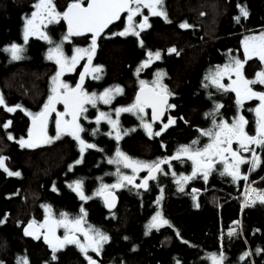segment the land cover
<instances>
[{"label":"trees","instance_id":"trees-1","mask_svg":"<svg viewBox=\"0 0 264 264\" xmlns=\"http://www.w3.org/2000/svg\"><path fill=\"white\" fill-rule=\"evenodd\" d=\"M70 2L72 0H54L60 12ZM36 3L37 0H0V95L4 105L16 109L9 112L0 105V156L6 158L4 163L9 171L20 172L19 176H10L0 168V219L7 218L0 224V261L21 264L23 258L28 264L88 262L77 244H66L58 249L55 252L57 259L53 260L52 247L45 244L41 235L36 239L24 234L25 223L35 221L41 225L42 209L45 210L43 206L47 205L50 206V212L46 209L50 213L49 219L61 220L62 213H66L69 220L84 216L82 227L88 231V236L96 235L95 231L89 230L91 226L110 238L102 243L99 253L88 249V256L96 258L97 264H177V261L179 264H212L209 254L221 251L226 257L224 264H264V203L241 204L249 182L264 190V148L252 146L261 159L255 170L249 171L248 163L240 165V174H247V180H235L224 172L225 162L213 157L207 180L203 179L202 172H198L185 182L181 177L191 176L196 165L183 154L179 159H170L181 145H190L193 140L199 141L196 148L211 142V137L203 136L200 130L213 128V117L206 114L212 113L217 104L222 105L215 115L217 123L221 120L232 123L233 118L243 115L248 121L245 131L249 135L256 134L257 117L250 109H255L259 100H244L242 106L238 105L235 92L218 89L212 83L211 74L216 72L217 66L222 68L228 64L231 58L245 60L244 35L264 30V0H164L162 10L167 13V20L153 16L147 7H142L141 14L134 16V25L141 23L143 16L149 17L150 27L136 29L139 36L114 35L126 28L127 13L102 33L97 38L95 52L91 53L90 64L102 66V70L85 77L82 87L99 96L108 87L118 85L123 91H130V98L126 100L123 92L109 104L99 99L95 106L87 103V111L79 118L85 121L81 134L92 141L96 149H88L84 161L72 170L59 166L64 158L70 161L75 156L74 150L64 149L67 143L58 145L62 150L56 155L48 153L44 157L38 155V147H21L19 143L21 138L27 140L29 137L30 119L43 110L56 66L54 60L47 58L48 50L54 44L38 36L29 37L20 60H12L11 54L3 51L12 43L23 44L24 18L31 15ZM238 6L246 7L249 13L246 18L241 16L239 21L235 19L241 15ZM157 10H161L159 5ZM184 22L191 27L181 28ZM67 30L63 19L59 23L45 21L41 25V31L55 43L62 40ZM91 40L90 36L73 35L63 42V52L69 56L77 48L88 49ZM173 47L177 52L169 53L168 49ZM156 51L161 52V59L153 58L152 63L137 75L136 69L149 58L148 53ZM262 69L264 62L253 56L242 71L247 79H254L255 73ZM157 71L164 73L160 82L174 93L169 105L175 107H168L159 123L150 120L146 109L139 114L152 123V136L142 127L139 115L120 113L118 127L122 138L116 140V129L104 118L97 123V117L103 112L116 120L115 109L133 103L140 80L153 86ZM93 76H99V79ZM77 80V75L66 79L70 86L76 85ZM129 83L132 87L128 89ZM221 83L230 85L227 75ZM4 85L10 88L8 95H5ZM251 87L254 91H264V85ZM38 89H45L39 100L35 97ZM118 97H122L121 103L117 101ZM17 105L20 107L16 108ZM169 118L175 123L161 131ZM8 121L11 124L5 129L3 125ZM123 129L135 131L123 135ZM93 130H96L95 134ZM157 131H161L159 136L155 135ZM110 132L112 135H108ZM9 135L13 138L9 139ZM117 148L133 160L150 163L167 159L169 162L161 163L162 172L155 175L156 179L149 180L146 189L136 187L144 176L141 172L133 184L120 179L127 171L125 167L119 173L115 172L113 179L124 186L117 190L118 205L108 210L101 194L96 193L100 186L110 182L113 163L108 161L116 158ZM232 148L237 150L238 143L234 141ZM241 154L250 157V153ZM228 163H231L230 158ZM76 181H82L81 190L90 199L81 200L74 188L69 187H75ZM32 208L37 210L31 211ZM157 212L170 222V226L149 230L147 226ZM237 221L239 224L235 223ZM231 229H235V234L229 236ZM59 230L63 235V228L59 227ZM257 249L261 251L257 252ZM245 252L251 255L240 260Z\"/></svg>","mask_w":264,"mask_h":264},{"label":"snow or ice","instance_id":"snow-or-ice-1","mask_svg":"<svg viewBox=\"0 0 264 264\" xmlns=\"http://www.w3.org/2000/svg\"><path fill=\"white\" fill-rule=\"evenodd\" d=\"M164 0H88L87 6H84V0H72L71 3L67 5L65 11L60 12L57 10L54 0H37V3L33 5L34 11L30 16H26L25 25L23 29V44L12 43L7 48L3 49V51L9 52L11 54L12 60H20L23 58L22 54L25 51L24 45L28 43L30 36H38L40 39L46 40L49 44H54V47L49 48L47 58L49 60H55V63L59 65L58 71L55 75L52 76V88L51 95L48 97V102H46L43 106V110L33 116V124H36V121H40L38 141L41 143H49L51 139H59L62 133H66L72 135L76 140L80 142L81 146V154L85 148H95L96 145L88 144L84 140L81 139L80 133L84 131L82 126L78 123V117L82 112L87 111L84 107L86 103H90L95 106L96 101L102 100L103 103L109 104L111 100L114 98L109 95L112 92V89H105L104 93H101L99 96L95 92L89 94L85 89L82 88L83 82L85 80V74L89 72V68L85 66L84 72L80 73L79 82L75 85V87H71L69 84L63 82L60 77L65 71H74L76 64L80 59H83V55L88 54V63L91 64L92 55L91 53L95 52L97 37L103 33L104 29L107 28L111 23L115 20L120 19L122 13H127L128 27L124 29V31L115 33L114 35L125 36L129 33L134 36H139L140 32L136 29L139 28L143 30L146 27H150L147 23L149 17L143 16V21L137 25L133 24V17L141 14L142 7H147L151 10V14L153 16H162L167 20V13L162 10L163 9ZM135 5V7H133ZM160 6L161 10H157V6ZM239 7L240 16L235 17L237 21L240 20L241 16L247 17L248 11L246 7ZM67 21V34L63 36L62 40L59 43H55L46 32L41 31V25L47 21L48 23H59L60 20ZM170 22V21H169ZM181 28L191 27L187 22H184L180 25ZM86 33H92L91 45L88 49H75L74 55L68 57L63 52V42L68 40L69 37L76 35H84ZM249 41L252 43L249 44ZM141 46H143V41H140ZM169 53L177 52L175 47L168 49ZM244 53L245 60L241 61L237 58H231L228 64H225L222 68L217 66V70L215 73L211 74L212 83L216 85L218 89H221L225 92L231 90L236 93L237 104L242 106L244 100L258 99L259 104L255 109H250V111H254L256 113V134L249 135L245 131V125L248 121L245 119L243 115L233 118L232 123H229L227 120H221L219 123L215 120V115L218 113V110L222 105L217 104L212 113H207V116H212V124L213 128L207 130H200L203 136L211 137V142L204 145L202 148H196L195 146L198 144V140H193L190 145H181L177 150V153L174 157L170 159H179L180 156L186 155L189 159H191L196 167L193 169L191 176H183L182 180L185 182L192 179L197 175L198 172L203 173V179H208L209 170L213 166V157H219L221 160L225 162L224 172L228 175L232 176L235 180L238 179H248L247 174H240V165L248 163L250 164L249 171L255 170L261 163L260 157L257 155L255 149L252 147L253 145L257 147L264 148V91H254L251 85L260 84L264 85V69L255 73L254 79H247L243 75V67L244 64L247 63L248 59H251L253 56L257 57L260 61L264 62V31H262L258 36H248L245 37L244 41ZM148 59L143 61L141 66L136 69V74L139 75V72L142 68L148 67L153 58L155 60L161 59V52H149ZM102 70V66H96L91 69V72L96 73ZM231 73H235L236 79L232 80L230 85H224L221 83L223 77L225 75L231 80ZM164 75L162 71H157L156 77L157 79L153 81V87L147 89L145 91L147 82L144 80H140V92L135 97V102L127 107H120L115 109L117 119H111L110 114L108 113H100V116L97 117V123H99L100 119L104 118L108 120V123L111 124L113 129H116V140H120L121 137V129L118 127L119 123V114L122 112H129L136 115L145 112L146 108L152 109L151 120L155 122L160 119L161 109L167 105L169 108H174L175 105H169L167 103L168 97L174 95L171 93L167 85H164L160 82V79ZM94 79H99V76H93ZM208 79V77H206ZM207 87V85H205ZM62 90V91H61ZM116 93H122L123 89L120 86H115ZM63 104L64 111L57 112L56 104ZM0 105H4V98L0 95ZM9 112H13L16 109L12 107H7L4 105ZM20 105H17L16 108H19ZM56 112L57 119L55 121L57 134L54 138L47 137L46 128L48 117L51 113ZM29 115H32L29 113ZM66 115H70V120H64L63 118ZM141 125L144 129L147 130V134L149 136L153 135L152 131V123L146 122L142 115H139ZM86 119V117H85ZM183 119V118H181ZM175 120L173 118H169L168 123L163 125L161 131L167 129L171 124H174ZM11 124V121H8L3 125L6 129ZM63 125V126H62ZM96 130H93V134H95ZM135 131V129H123V135H128L129 132ZM161 131L155 132L156 136L161 134ZM32 130H29V140L26 141L23 138L19 141L21 147H37L38 143L32 140ZM108 135H112V133H108ZM11 135H9V139H12ZM238 143L239 148L237 150H233L232 145L233 142ZM195 149V150H193ZM102 151V149H101ZM241 152L250 153V157H245L241 154ZM228 155H225V154ZM117 159H110L109 163L120 164L123 163L125 167L131 168L133 173H137L141 169H148V175L145 176L142 180V183L137 184V188H147L149 179H156L155 173L162 172L160 167L161 163H168L166 160H159L153 162H142L133 160L131 157L127 156L125 153L121 152L119 148L116 151ZM229 158L231 159V163H228ZM5 157L0 156V168H3L8 175L10 176H19L20 172L9 171L5 167ZM77 164L81 163V160L76 161ZM71 167V166H70ZM119 173V168L117 169ZM166 174V173H165ZM222 175L224 173H221ZM175 175V173H173ZM121 181H127L128 184L134 183V175L127 176L122 175L120 177ZM82 181L75 182L74 190L78 192L81 200H87L91 197L85 196L83 191L81 190ZM122 183H117L112 185L111 187H123ZM69 187H73L69 185ZM108 185H102V189L108 188ZM102 189L97 191V195L102 194ZM183 191V185L180 188ZM251 192H256L257 196L252 199L245 200V206H250L251 204H255L257 200L261 203H264V192H261L255 188L250 189ZM159 203V201H157ZM114 206L113 203H109V207ZM50 212V206H43ZM198 207V205H197ZM81 212L86 215L84 209L81 208ZM61 216L63 219L53 221L51 225H48V217H45V223L41 225V227H48V231L51 233L52 239L49 238L48 235L44 236V240L52 247L53 257L55 260L57 257L55 256V252L58 249H62L66 244H77L80 247L81 252L87 258L89 264H97V261L94 260L91 256H88V249L91 248L92 251L99 253L101 251L102 243L107 242L110 238L100 232L99 229H90L95 231V237L88 236V231L83 229L82 223L84 216L77 217L74 220L69 221L67 219V214L62 213ZM6 217L0 219V224L6 222ZM152 223H150L147 227L149 230L156 228L159 229L165 225L170 226V222L167 219L162 217L160 212H157L155 216L152 217ZM239 224V222H235ZM32 227L30 223L28 228H25V235L35 236L36 239H40L39 236H36L34 232L29 231L28 229ZM57 227L65 228V235L63 238L57 237L55 235V230ZM83 231L85 237L88 239V244H81L79 239L75 236V232ZM229 236L235 234V229H231L229 231ZM177 236H179V232H177ZM55 241V242H54ZM185 243H187L185 241ZM257 252H260L261 249H257ZM251 255L250 252H245L239 259L244 260L246 257ZM209 258L212 261V264H224V260L226 257L224 256L223 251L219 253H210ZM0 264H3L0 261ZM21 264H28L26 259L22 258ZM179 264V261H177Z\"/></svg>","mask_w":264,"mask_h":264},{"label":"rangeland","instance_id":"rangeland-1","mask_svg":"<svg viewBox=\"0 0 264 264\" xmlns=\"http://www.w3.org/2000/svg\"><path fill=\"white\" fill-rule=\"evenodd\" d=\"M133 7H135V6H133ZM35 10V9H34ZM133 20H134V17H133ZM125 23H126V27H128V20H127V14L125 15ZM262 31H264V30H261V31H258V32H252V33H248V34H245L244 35V37H243V46H244V41H245V37H248V36H258ZM78 41H80V40H78ZM84 41H85V39H84ZM80 42H83V40L82 41H80ZM252 42L251 41H249V44H251ZM90 45H91V43H89ZM74 54H76L75 53V51L71 54V55H69L68 57H71L72 55H74ZM81 55H83V59H80L79 61H78V63L76 64V66H75V69H74V71H65L63 74H62V76L60 77V79L63 81V82H65V83H67L68 84V82L66 81V79L68 78V77H71V75H77L78 76V80H77V83L79 82V77H80V73H82V72H84V68H85V66H87L88 68H89V72L88 73H86L85 74V77H87V76H91L92 74H94L93 72H91V69L92 68H94L95 66H92V65H90L89 63H88V54H81ZM55 61V60H54ZM56 64V63H55ZM58 69H59V65H57L56 64V66H55V71H54V74L53 75H55V73L58 71ZM52 75V76H53ZM244 75V74H243ZM52 78V77H51ZM236 79V75H235V73H232V76H231V80H230V84L232 83V80H235ZM76 83V84H77ZM5 87H6V89H5V95L7 94L8 95V93H9V90H10V88L7 86V85H4ZM52 80H51V83H50V87H49V89H48V94H47V97L45 98V102H44V104L46 103V102H48V97H49V95H51L52 93H51V88H52ZM115 86H117V85H114V87H108L107 89H112L113 91L112 92H110L109 93V95H111V96H113L114 98L112 99V100H116V98H115V96L116 95H121L123 92L125 93V95H126V100H128L129 98H130V91L129 90H124L122 93H116L115 92ZM127 86H128V89L130 88V86H131V83H129V84H127ZM71 87H75V85L74 86H71ZM121 87V86H120ZM132 87V86H131ZM83 88V87H82ZM122 88V87H121ZM83 89H85V88H83ZM86 90V89H85ZM254 90V89H253ZM38 91V93H37V95H35V97L36 98H38V97H42L43 96V94L45 93V89H38L37 90ZM62 91V90H61ZM256 91V90H255ZM257 92H260V91H257ZM89 93V92H88ZM102 93H104V91L102 92ZM89 94H91V93H89ZM236 94V93H235ZM38 100H39V98H38ZM111 100V101H112ZM121 100H122V97H118L117 98V101L118 102H120L121 103ZM102 103H103V101L102 100H100ZM135 102V99H134V101H133V103ZM132 103V104H133ZM44 104L42 105V106H44ZM129 103H127L126 105H119L117 108H120V107H127V106H129V105H131V104H129ZM86 105H87V103L84 105V107L86 108ZM57 106V108L59 109V111L60 112H63L64 111V106H63V104H56L55 105V107ZM84 112H82L80 115H79V117H78V119L82 116V114H83ZM66 117V119L67 120H69V119H71V116L70 115H68V116H65ZM54 127V125L52 126V131H51V133L49 134V138H54L55 136H56V134H57V130L56 129H54L53 128ZM55 128H56V126H55ZM27 141V140H26ZM58 145L59 144H57V145H55V148H52V150H51V146L50 145H44L43 147H41V148H39V152H38V155H40V154H43V156L42 157H44L45 155L44 154H50V155H56L57 153H59L60 152V150H62V148L60 149V148H58ZM54 147V146H53ZM49 150H51V151H49ZM227 155V154H226ZM123 164V163H122ZM123 166H124V164H123ZM125 167V166H124ZM131 171H132V173L131 174H124V175H127V176H135L136 175V173L134 174L133 173V170L131 169V168H129ZM33 203H35V202H33ZM35 210H37V208H32L31 209V211H35ZM42 213H44L43 214V217H49V215H50V213L45 209V210H43L42 209ZM69 220V219H68ZM71 220H74V219H70L69 221H71ZM43 224V222L41 223V225ZM63 228V227H62ZM83 229H84V227H83ZM65 228H63V236L65 235ZM81 232H83V231H80L79 233H81ZM80 243L81 244H85V245H87L88 244V241H86V240H80Z\"/></svg>","mask_w":264,"mask_h":264},{"label":"flooded vegetation","instance_id":"flooded-vegetation-1","mask_svg":"<svg viewBox=\"0 0 264 264\" xmlns=\"http://www.w3.org/2000/svg\"><path fill=\"white\" fill-rule=\"evenodd\" d=\"M56 111L57 112H60L59 111V109L57 108V106H56ZM66 116H68V115H66ZM56 119H57V115H56V112H53V113H51L50 115H49V117H48V122H47V128H46V133H47V137H49V134L51 133V131H52V126L54 125V129H56L55 128V126H56V124H55V121H56ZM64 120H67L66 119V117H64L63 118ZM70 120V119H69ZM78 123L82 126V128H83V123H85V121H81L80 119H78ZM63 126V125H62ZM80 135V137H81V139L82 140H84L86 143H88V144H93V142L92 141H88V140H86L83 136H82V134L80 133L79 134ZM35 139H37V138H35V137H32V140L30 141V142H33V141H36ZM29 140V137L27 138V141ZM65 143H67V145L65 146V148L64 149H66L67 150V148H68V152L70 151V150H74V152H75V156L70 160V161H68V159H66L65 160V158L63 159V161H61L60 163H59V166L60 167H68V169L69 170H72L73 168H75L76 166H78L79 164H81L83 161H84V158H85V154H86V152H87V150L88 149H90V148H85L84 149V151H83V154H81V146H80V142L78 141V140H76L72 135H69V134H66V133H62L61 135H60V138L59 139H51V142H49V143H41V142H39L38 143V148H41V147H43L44 145H50L51 147H55V145H57V144H65ZM102 148H104V147H102ZM93 149H96V148H93ZM71 157V156H70ZM111 159V158H110ZM115 159H117V157L116 158H114L113 160H115ZM77 160H81V163H79V164H77L76 163V161ZM109 163V162H108ZM111 165H112V163H110ZM71 166V167H70ZM112 167H113V174H112V176H111V179H110V182L109 183H105V184H103V185H108L109 187L108 188H104V189H102V186H100V189L99 190H101L102 189V191L103 190H106V189H112V190H115L117 193H118V188L119 187H117V188H113V187H111L112 185H115V184H117V183H121L120 181H117V180H115V179H113V177L115 176V172H117V169L119 168V171L122 169V167H124L123 166V164L122 163H120V164H115V163H113V165H112ZM126 169H127V171L125 172V174H131L132 173V171L129 169V168H127V167H125ZM146 171V169H141L140 171H138L137 173H136V175L134 176V183H136V178L138 177V173L139 172H141V174H142V176L144 175V172ZM132 176V175H131ZM121 177V176H120ZM72 188H75V187H72ZM102 198V197H101ZM45 217H43V219H44ZM43 221V220H42ZM59 228V227H58ZM60 231V230H59ZM77 234H78V239H79V241L80 240H86V237H85V235H84V232H81V233H79V232H76ZM60 234H61V232H60ZM61 237L63 238V235L61 234Z\"/></svg>","mask_w":264,"mask_h":264},{"label":"water","instance_id":"water-1","mask_svg":"<svg viewBox=\"0 0 264 264\" xmlns=\"http://www.w3.org/2000/svg\"><path fill=\"white\" fill-rule=\"evenodd\" d=\"M70 3H71V2H70ZM87 3H88V0H86V2L84 3V6H85V7L87 6ZM66 8H67V6H66ZM66 8H65V10H66ZM65 10H64V11H65ZM125 13H126V12H125ZM125 13H122V14H121L120 19L122 18L123 15H125ZM120 19L115 20L113 23H111L107 28L104 29L103 33H104L105 31H107L112 25L116 24ZM65 23H66V25H67V21H66V20H65ZM67 27H68V26H67ZM101 34H102V33H101ZM84 36H90V37L92 38V33H86V34H84V35H79L78 37H84ZM97 38H98V37H97ZM140 87H141V86H138V87L136 88V90H135V97H136V95L140 92ZM152 87H153V86H152L150 83H147L146 88H145V91H147V89L152 88ZM170 100H171V96L168 97V101H167L168 104L170 103ZM146 110L148 111V113H149V117H150V120H151L152 109H151V108H146ZM167 110H168V107H167V105H165V106L160 110L161 113H162V114L160 115V119L156 120L154 123H159V122H161L162 119L165 117ZM151 121H152V120H151ZM152 122H153V121H152ZM39 127H40V121L37 120V121H36V124L34 125V124H33V118H31V119H30L29 130H30V129L32 130V134H33L32 137L37 138V139H35V140H36L35 142H37V143H39V141H38ZM156 174H157V173H155V175H156ZM147 175H148V170L145 172L144 176L141 178L140 183H142L143 178H144L145 176H147ZM149 180H151V179H149ZM148 182H149V181H148ZM140 183H139V184H140ZM143 189H145V188H143ZM76 193H78V192L76 191ZM78 195H79V194H78ZM101 197H102V201H103V204H104L105 208L108 209V210H111V209L115 208V207L118 205V203H119V195H118V193H117L115 190H112V189H106V190H103V191H102V194H101ZM109 203H113L114 206L109 207ZM53 221H54V220L48 218V225H51ZM30 223L32 224V227L29 228L28 230L31 231V232H34L36 236L41 235L43 241L45 242V244L49 245V244L44 240V236H45V235H48L49 238L52 239L51 233L48 231V227H47V226L42 228L41 225L38 224V223H36L35 221H29V222L25 223V225L23 226V232H24V234H25V228H28V225H29ZM44 223H45V218L43 219V224H44ZM74 234H75V236L78 238V234H77L76 232H75ZM55 235H56L57 237L62 238L58 227H57L56 230H55ZM26 236H28V235H26ZM28 237H35V236H28ZM86 240L88 241L87 238H86ZM54 242H55V241H54ZM88 242H89V241H88ZM49 246H50V245H49ZM93 259L97 261L96 258H93ZM86 264H89V262H87Z\"/></svg>","mask_w":264,"mask_h":264},{"label":"built area","instance_id":"built-area-1","mask_svg":"<svg viewBox=\"0 0 264 264\" xmlns=\"http://www.w3.org/2000/svg\"><path fill=\"white\" fill-rule=\"evenodd\" d=\"M252 188H255L261 192H264V190L261 188V187H258L256 186L252 181L249 182L243 192V195H242V200H241V204L242 206H245V200L246 199H252V198H255L257 196V193L256 192H251L250 189ZM259 200H257L258 202ZM252 205V204H251Z\"/></svg>","mask_w":264,"mask_h":264}]
</instances>
